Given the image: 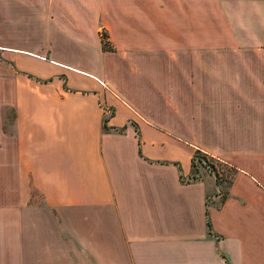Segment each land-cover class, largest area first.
I'll list each match as a JSON object with an SVG mask.
<instances>
[{
	"label": "crops",
	"instance_id": "crops-1",
	"mask_svg": "<svg viewBox=\"0 0 264 264\" xmlns=\"http://www.w3.org/2000/svg\"><path fill=\"white\" fill-rule=\"evenodd\" d=\"M6 5L43 20L0 43V264H264V0ZM236 115L247 171L191 125ZM196 149L236 168L224 199Z\"/></svg>",
	"mask_w": 264,
	"mask_h": 264
},
{
	"label": "rangeland",
	"instance_id": "rangeland-1",
	"mask_svg": "<svg viewBox=\"0 0 264 264\" xmlns=\"http://www.w3.org/2000/svg\"><path fill=\"white\" fill-rule=\"evenodd\" d=\"M11 14V15H10ZM15 12H9V9L6 5V0H0V43L4 44H18L22 46H27L34 48L33 46V37L40 31V26L42 24V17L38 16H16ZM63 23L70 25L71 17H63ZM92 21H89L91 24ZM100 36L102 40L106 39L104 30L100 31ZM72 48H63L64 52L71 51ZM77 50V48H75ZM113 50V49H111ZM68 54V53H67ZM120 55V53H112V56ZM109 63V62H108ZM110 63L108 64V66ZM110 77L113 79V83L117 88H123L125 91L136 92L142 89L145 98L150 100L151 88L147 85L146 81H142L139 77H135L133 74H129L127 77L116 73L114 69H109ZM161 87V90L172 91L171 81L159 80L156 81ZM122 90V89H121ZM112 110V109H111ZM171 114V113H170ZM160 120H167V112H159ZM192 129H196L200 132V135L205 142H214V146L218 150L219 154L235 165L238 171H247L250 169L248 167V158L253 156L252 152L262 153V146H259L261 139L253 143V132L248 129V127L243 123L241 119H238L236 115L235 120H222L218 121L215 126L197 124L192 122ZM200 127V128H199ZM258 160V157L261 158V155L255 156ZM198 160L196 159V163ZM202 164V163H201ZM206 167V166H205ZM206 169L210 171L207 167ZM220 178V181L223 186V191L226 190V185L229 183L230 179L234 175V169L230 165L216 166ZM211 172V171H210ZM212 173V172H211ZM213 174V173H212Z\"/></svg>",
	"mask_w": 264,
	"mask_h": 264
},
{
	"label": "trees",
	"instance_id": "trees-1",
	"mask_svg": "<svg viewBox=\"0 0 264 264\" xmlns=\"http://www.w3.org/2000/svg\"><path fill=\"white\" fill-rule=\"evenodd\" d=\"M103 41V46L107 48H110L107 44V40H102ZM196 159L198 160L197 162H201L203 165H205L214 175L215 180L218 184L221 185V192H222V199L225 198L226 192H227V187L230 185L232 178L230 179L229 183L226 185V190L223 191V186L222 183L220 181V176L218 174V171L216 169V166H224V165H230L227 162H225L224 160H221L219 158H216L214 156L209 155L208 153L200 150V149H196L193 156H192V169L194 171H197V163H196ZM235 171L236 168L232 165H230ZM234 171V172H235ZM192 178H199L198 175H194Z\"/></svg>",
	"mask_w": 264,
	"mask_h": 264
}]
</instances>
